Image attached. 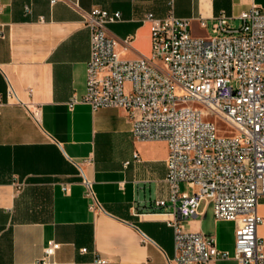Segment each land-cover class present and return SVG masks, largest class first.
<instances>
[{"label": "crops", "instance_id": "0c3cea01", "mask_svg": "<svg viewBox=\"0 0 264 264\" xmlns=\"http://www.w3.org/2000/svg\"><path fill=\"white\" fill-rule=\"evenodd\" d=\"M72 1L86 10L119 11L121 20L107 30L121 57L132 58L150 51L149 25L141 20L146 12L162 17L171 9L190 19L193 35L209 37L218 15L231 24L253 4L264 9V0ZM140 31L146 48L135 43ZM126 36L134 49L122 47ZM89 54V31L74 6L0 0V264H93L95 254L105 264H169L174 255L170 207L153 208L155 199L168 197L167 144L134 140L124 109H93L82 101ZM83 178L92 183L98 211L89 207ZM257 212L264 241V197ZM183 225L233 254L237 222L216 219L210 203L201 202ZM52 242L59 247L44 259Z\"/></svg>", "mask_w": 264, "mask_h": 264}, {"label": "built area", "instance_id": "2783aa9c", "mask_svg": "<svg viewBox=\"0 0 264 264\" xmlns=\"http://www.w3.org/2000/svg\"><path fill=\"white\" fill-rule=\"evenodd\" d=\"M62 1L80 11L89 31L82 101L93 109H124L134 140L167 144L168 197L155 199L153 208L170 207L165 214L174 255L168 263L233 258L238 264H264V241L257 235L262 222L257 205L264 197V9L253 4L242 10L237 25L218 15L209 37L193 35L190 19L171 9L162 17L146 12L141 20L149 25V54L123 59L107 30L121 20L119 11L86 10L77 1ZM132 42L126 36L121 45L134 49ZM12 95L9 88L7 97ZM30 111L37 119L38 109ZM183 182L195 192H181ZM83 183L92 197L90 209L100 210L91 181L83 178ZM201 202L212 205L216 219L237 222L232 255L219 250L213 237L184 228ZM58 247L50 243L44 259ZM105 263L94 255L93 264Z\"/></svg>", "mask_w": 264, "mask_h": 264}, {"label": "rangeland", "instance_id": "374dc122", "mask_svg": "<svg viewBox=\"0 0 264 264\" xmlns=\"http://www.w3.org/2000/svg\"><path fill=\"white\" fill-rule=\"evenodd\" d=\"M238 22H239L238 20H233V21H231V25H237ZM212 34H213L212 31L208 32V35H212ZM135 43H139L144 48H146L148 46V40H147L146 33H144L143 31H140L138 33V35H136ZM122 58L123 59H130V58H132V56L130 54H128V55H123ZM180 191L181 192L193 193V192H195V189H191L190 187L187 186L186 183L183 182L181 184V186H180Z\"/></svg>", "mask_w": 264, "mask_h": 264}]
</instances>
